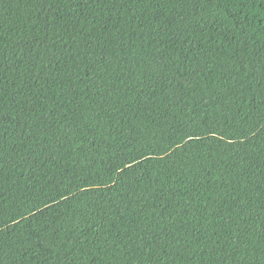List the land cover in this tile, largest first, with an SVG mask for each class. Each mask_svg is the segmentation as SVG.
Here are the masks:
<instances>
[{
  "label": "trees",
  "instance_id": "16d2710c",
  "mask_svg": "<svg viewBox=\"0 0 264 264\" xmlns=\"http://www.w3.org/2000/svg\"><path fill=\"white\" fill-rule=\"evenodd\" d=\"M0 264H264V0H0Z\"/></svg>",
  "mask_w": 264,
  "mask_h": 264
}]
</instances>
